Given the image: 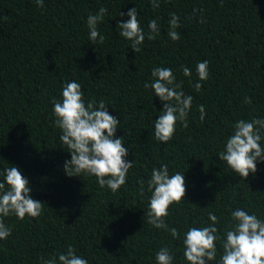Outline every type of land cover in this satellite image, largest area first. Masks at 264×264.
I'll use <instances>...</instances> for the list:
<instances>
[{
  "label": "trees",
  "instance_id": "trees-1",
  "mask_svg": "<svg viewBox=\"0 0 264 264\" xmlns=\"http://www.w3.org/2000/svg\"><path fill=\"white\" fill-rule=\"evenodd\" d=\"M158 3L153 8L150 0H44L41 8L35 0H0V172L18 167L29 195L45 204L38 218H3L12 233L0 240V264H43L41 257L63 254L69 245L88 264H156L162 247L173 254V264H189L183 256L185 233L208 226L209 212L219 218L218 261L234 223L232 211L243 209L264 220V161L241 179L218 156L237 120L264 118V0ZM101 7L108 9L97 26L105 40L93 45L87 17ZM133 7L145 33L138 53L117 27L129 19L119 13ZM172 14L179 17L178 41L168 36ZM151 20L159 35L149 41ZM204 60L209 77L199 81L196 65ZM156 67L170 68L184 93L193 96L188 126L178 121L167 143L154 137L163 104L144 87ZM182 67L192 70L190 77ZM70 81L81 84L86 104L103 99L119 120L114 138L122 137L129 150L125 159L134 164L115 193L101 188L95 176L64 172L71 156L59 141L52 100L61 99L62 85ZM197 82L200 91L193 87ZM260 143L264 147V138ZM162 164L185 179L184 200L172 204L165 218L179 239L149 225L144 214L151 196L146 182Z\"/></svg>",
  "mask_w": 264,
  "mask_h": 264
},
{
  "label": "clouds",
  "instance_id": "clouds-1",
  "mask_svg": "<svg viewBox=\"0 0 264 264\" xmlns=\"http://www.w3.org/2000/svg\"><path fill=\"white\" fill-rule=\"evenodd\" d=\"M38 7H43L44 0H35ZM153 8H158V0H150ZM108 9L99 8L96 14H89L87 27L89 40L94 45L103 44L105 37L98 31V24L102 23ZM120 16L127 15L126 22H118L119 36L131 42L134 53L141 51L140 45L145 40V33L140 26L137 8L129 9L127 13L120 12ZM179 17L171 15L169 20L168 36L172 41H178L180 34L176 31L180 24ZM203 22V21H201ZM147 39L155 40L159 35V26L156 20L148 23ZM209 62L204 60L196 65L199 81L209 77ZM183 75L190 77L192 70L182 67ZM152 82H145V89H152L154 95L163 104L161 114L154 122V137L161 143L172 140L176 123L183 127L188 126V115L191 110L193 96L186 95L182 84L176 82V77L170 68L156 67L152 69ZM200 91L202 84L193 85ZM246 103H251L245 97ZM54 126L61 131L59 141L65 145L71 159L63 164L67 176L80 177L86 174L96 177L97 184L107 187L113 193L126 183L127 173L133 167L134 161L125 159L128 148L123 146L122 137L114 138L118 129L119 120L110 115L105 101L89 100L87 104L81 90V84L76 81L62 85L61 99L53 98ZM200 120L206 115L205 106L198 107ZM233 134L227 138L225 148L218 156L220 161L227 163L241 179L250 173L257 172L256 162L264 161V147L261 140L264 138V118H252L250 121L239 119L233 125ZM3 182H0V240L7 239L12 228L8 227L3 218L15 216L23 220L26 216L38 218L42 215L44 203L33 199L29 193L28 180L16 166H10L0 172ZM147 190L151 192L147 216V223L156 229L169 231L173 239H179L176 228H169L165 218L169 215V207L184 200L186 184L183 173L169 174L167 164L153 168L151 178L146 182ZM139 192L145 191V181H139ZM232 226L225 233L222 243L223 252L217 261L216 241L220 239L215 226L219 218L213 212L208 213L211 223L202 228L190 227L185 233L183 256L189 264H264V220L255 214H249L243 209L231 212ZM174 256L169 248L162 247L155 253L156 264H173ZM43 264H88V261L76 255V250L69 245L63 254L53 255L49 259L41 257Z\"/></svg>",
  "mask_w": 264,
  "mask_h": 264
}]
</instances>
